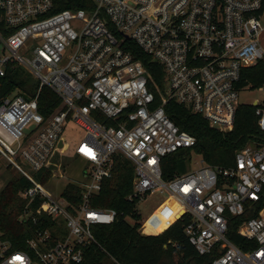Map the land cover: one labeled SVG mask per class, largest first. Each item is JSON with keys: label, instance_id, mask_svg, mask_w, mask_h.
Segmentation results:
<instances>
[{"label": "built area", "instance_id": "obj_1", "mask_svg": "<svg viewBox=\"0 0 264 264\" xmlns=\"http://www.w3.org/2000/svg\"><path fill=\"white\" fill-rule=\"evenodd\" d=\"M66 2L71 8L58 10L59 0H0V41L8 51L0 56V76L16 63L38 81L28 99L18 93L0 102V155L30 181L20 195L29 201L39 196L35 211L55 221L36 232L28 251L0 236V264H76L89 247L99 246L93 227L113 223L116 212L91 202L117 153L133 165L129 200L166 195L151 214L160 210L165 228L146 234L186 218L184 234L199 254L214 253L212 264H264V144L238 150L231 167L200 159L168 180L161 170L162 157L196 144L165 113L169 100L202 115L212 128L233 127L238 92L250 88L243 71L264 62V0ZM139 55L162 67L166 93ZM44 87L60 100L47 117L38 106ZM255 106L264 132V103ZM70 122L82 132L74 152L85 162L83 181L72 182L81 189L77 204L61 195L64 188L53 195L33 175L46 169L52 177L62 175L56 159L70 148ZM247 205L260 214L238 226V235L257 244L243 250L228 238L227 222ZM29 217L26 208L21 219ZM143 224L140 231L148 226ZM53 233L59 239L52 244Z\"/></svg>", "mask_w": 264, "mask_h": 264}, {"label": "trees", "instance_id": "obj_2", "mask_svg": "<svg viewBox=\"0 0 264 264\" xmlns=\"http://www.w3.org/2000/svg\"><path fill=\"white\" fill-rule=\"evenodd\" d=\"M57 9L71 8L66 0ZM80 8V6H76ZM146 68L151 72L155 81L163 88L165 76L162 67L149 63V58L139 55ZM245 84L253 87H262L264 84V62L243 71ZM38 89V81L25 68L16 63H9L5 73L0 76V102L2 99L24 93L33 96ZM156 97L155 105L159 103ZM264 103V102H263ZM60 105L59 98L47 87L39 93V111L47 117ZM164 111L172 122L196 139L191 148H182L161 158V170L164 179H172L187 172L193 160V155H199L201 160L211 167H231L234 164L235 154L246 145L264 144V132L259 129L256 106L240 104L237 108L234 125L227 131H221L209 126L208 122L198 113H193L184 105L169 100ZM100 122L115 125L99 116ZM81 130L73 123H69L65 134L70 148L65 153L66 160H76L74 145L81 136ZM1 168V167H0ZM51 170H41L33 175L41 184L48 181ZM4 185L0 189V236L11 242L16 250L28 251V241L34 239L38 230L52 228L55 221L43 213L35 210L41 203V198L35 196L29 201L20 193L31 186L30 181L10 163L1 172ZM133 165L121 154L113 155L110 177L102 182L101 190L93 197L92 206L100 209H112L116 212L113 223L95 225L93 233L99 246L89 247L82 262L76 264H212L214 253L199 254L184 234L183 226L186 218L174 223L159 234H144L140 228L141 216L136 210L138 198L128 199L132 191ZM61 195L72 204L79 203L81 189L78 185L68 182ZM264 205V199L259 202ZM31 212V217L22 220L25 209ZM260 211L252 212L246 206L240 216H228L227 236L236 246L243 250L256 247L255 241H246L238 235L239 224L254 216ZM34 218V219H32ZM61 221V220H60ZM62 222V221H61ZM165 228L160 224L155 231ZM154 231V232H155ZM65 231H62V233ZM59 239L56 233L51 236L53 244Z\"/></svg>", "mask_w": 264, "mask_h": 264}, {"label": "rangeland", "instance_id": "obj_3", "mask_svg": "<svg viewBox=\"0 0 264 264\" xmlns=\"http://www.w3.org/2000/svg\"><path fill=\"white\" fill-rule=\"evenodd\" d=\"M261 22L264 25V19H261ZM261 42L264 45V34L261 37ZM3 54H8V51L4 50V46L0 41V56ZM162 90L164 93L167 92V86L165 83H163ZM238 102L239 104L252 105H254L255 102L259 104L263 103L264 87H247L245 89L239 90ZM64 155L58 156L56 159V162H59L61 165L62 175L59 176L60 173H58L57 176L52 177V174L50 173L48 181L45 184H42L46 190L52 192L53 195H57L59 192H61L68 182L79 183L83 181L81 169L85 166V162L79 158L76 160H66ZM200 159L201 158L199 155H193V160L191 161L189 168L192 169L197 167V164L195 163H198ZM8 164L9 162L7 159L0 155V189L4 185V178L1 176V172ZM165 198V194L153 193L138 200L136 210L141 216V222L144 223L143 225H148L141 230L142 233H153L155 229L163 223L162 217L159 216L160 210H158L152 217L151 214ZM168 204L171 205L175 210H178V207L171 200H169Z\"/></svg>", "mask_w": 264, "mask_h": 264}, {"label": "water", "instance_id": "obj_4", "mask_svg": "<svg viewBox=\"0 0 264 264\" xmlns=\"http://www.w3.org/2000/svg\"><path fill=\"white\" fill-rule=\"evenodd\" d=\"M23 96H25L27 99L29 98L27 95H23ZM254 105H256V102L254 103ZM33 127H31V129H32ZM60 144H61V142H60Z\"/></svg>", "mask_w": 264, "mask_h": 264}]
</instances>
